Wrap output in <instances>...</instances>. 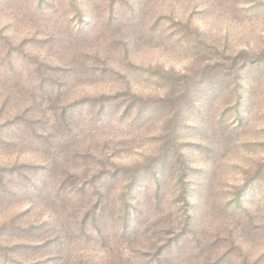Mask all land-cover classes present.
Returning a JSON list of instances; mask_svg holds the SVG:
<instances>
[{"label":"rangeland","instance_id":"rangeland-1","mask_svg":"<svg viewBox=\"0 0 264 264\" xmlns=\"http://www.w3.org/2000/svg\"><path fill=\"white\" fill-rule=\"evenodd\" d=\"M0 264H264V0H0Z\"/></svg>","mask_w":264,"mask_h":264}]
</instances>
